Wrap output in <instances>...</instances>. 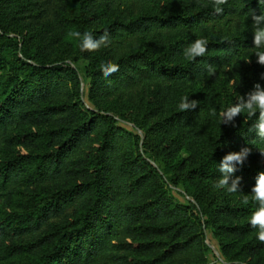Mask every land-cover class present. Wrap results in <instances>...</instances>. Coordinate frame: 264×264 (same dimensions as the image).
Masks as SVG:
<instances>
[{
    "label": "trees",
    "instance_id": "obj_1",
    "mask_svg": "<svg viewBox=\"0 0 264 264\" xmlns=\"http://www.w3.org/2000/svg\"><path fill=\"white\" fill-rule=\"evenodd\" d=\"M133 2L139 12H130ZM222 7L217 14L211 0H0V197L15 202L12 211L0 208V264H205L209 222L226 254L264 264V244L249 224L256 205L241 203L264 171V139L249 131L256 117L241 114L233 126L219 116L256 83L264 86L251 15L264 6L229 0ZM72 31L106 32L110 42L82 52ZM198 38L207 39V54L185 58ZM72 44L76 55L68 54ZM68 57L88 59L95 107L85 104ZM109 62L119 70L105 78L101 66ZM198 82L208 90L187 95ZM137 87L149 91L146 102L127 97L116 110L145 129L144 146L157 161L187 153L184 162L165 161L163 171L172 170L196 202L176 201L144 156L140 134L102 105ZM184 96L199 106L181 112L176 100ZM243 147L251 154L233 174L243 191L222 201L214 190L219 164ZM21 185L32 191L11 197Z\"/></svg>",
    "mask_w": 264,
    "mask_h": 264
},
{
    "label": "clouds",
    "instance_id": "obj_2",
    "mask_svg": "<svg viewBox=\"0 0 264 264\" xmlns=\"http://www.w3.org/2000/svg\"><path fill=\"white\" fill-rule=\"evenodd\" d=\"M259 4L264 6V0H258ZM229 0H211V6L217 14H222L224 8L222 6L228 5ZM207 6V5H205ZM252 32L253 44L257 51L254 53L256 62L264 65V14L256 15L252 13ZM68 35L80 42V49L82 52H95L101 47H106L110 42L109 35L105 32L98 38H94L91 32L72 31ZM208 41L204 38H198L189 44L183 51L185 58L194 61L197 57H203L207 54ZM251 63V60L247 61ZM119 70L117 64L109 62L101 66V71L105 78ZM206 74L208 77H214L217 69L214 65H206ZM264 75V74H262ZM199 106L198 100L189 99L184 96L178 105L181 112H188L195 110ZM210 116L217 115L215 109L210 110ZM243 114L248 117H256L255 123L249 131H255L257 136L264 139V86L256 83L253 89L238 98L237 102L220 112L221 124H233L237 116ZM252 149L250 147H243L239 151H232L226 154L219 164V171L222 176L215 183L216 189H223L229 194L241 192V179L242 177L233 174L237 171V166H242ZM260 154L264 156V148H259ZM251 196H243L241 203L245 206L250 203L256 205L255 210L252 212L249 224L252 228L257 229V239L261 244H264V171L258 173L256 182L251 188Z\"/></svg>",
    "mask_w": 264,
    "mask_h": 264
},
{
    "label": "rangeland",
    "instance_id": "obj_3",
    "mask_svg": "<svg viewBox=\"0 0 264 264\" xmlns=\"http://www.w3.org/2000/svg\"><path fill=\"white\" fill-rule=\"evenodd\" d=\"M137 2H133L131 5V13L139 12L140 8L138 9ZM73 39V38H72ZM73 44L69 45V51L68 54L70 55H76V51L73 50ZM257 51L255 49L254 53ZM66 54V53H65ZM67 62H69L71 65L76 67L80 73L81 77V87H82V96L84 98L85 104L91 107H95L93 102L89 98V88H90V83H91V74L90 70L88 67V59L86 58H72L68 57L65 58ZM254 64L255 68L257 71V74L262 75L264 74V65H260L256 62V57L254 55ZM262 75L261 77H263ZM256 77V76H255ZM229 81V80H228ZM228 85V84H227ZM231 82L229 81L228 86H221L220 87V92L223 95V97L227 96L228 93H230V88H231ZM202 90L206 91L208 90L207 84L204 82H198L195 84L190 85L189 87L186 88V93L187 95L190 93H194L196 90ZM131 95L125 94V95H120V94H115L114 96L108 98L106 101L102 103L103 106H109L111 110L109 113H111L117 120V123L130 129L133 130L137 133L140 134L141 136V142L143 143L145 140L146 132L145 129L139 128L136 126V124L132 121H130L128 118L122 117L118 111L116 110L118 107L122 108L125 106L126 98L131 97L135 99H139L141 102H146L149 91L146 90V87H137L134 90L130 92ZM183 95V94H182ZM181 101L179 99L176 100V103H180ZM152 121H154V118L148 120L146 122V125L148 126ZM142 151L144 156L149 159L160 171V173H163V177L165 178L167 182V186L169 189V192L175 197L176 201L181 202V203H190V202H196L195 197L193 194L188 191L183 184L182 181H179L175 178L172 170L166 174L163 170V165L165 161L175 163L179 161L181 158H183L182 162H184L185 158H187V153L185 151H179L176 152L174 155H164L163 160L157 161L154 156L148 151L146 148V145L142 147ZM175 168V167H174ZM49 187V186H48ZM33 186L29 187L27 185H21L16 187V189L13 188V192L11 193V197L15 198L18 194H21L22 192H27V191H32L31 189ZM53 188V187H49ZM216 196L218 199H223L222 201H228L232 200L238 195L237 193L229 194L223 189H216L214 187ZM10 198H3L0 197V208L3 211L9 212L12 211L15 208V202H11L9 200ZM203 220L208 219L207 214H202ZM207 223V222H206ZM204 230H205V241L207 244V250H206V261L204 262L205 264H245L242 260H240L238 257L226 254L223 251L221 242L219 240V236L215 234V228L213 225L209 222L207 225H204ZM20 261L16 260L12 264H19ZM6 264H10V262H6ZM179 264H184L182 260H180Z\"/></svg>",
    "mask_w": 264,
    "mask_h": 264
}]
</instances>
